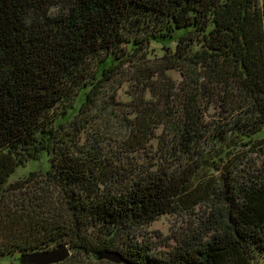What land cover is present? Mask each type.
<instances>
[{
	"label": "trees",
	"instance_id": "trees-1",
	"mask_svg": "<svg viewBox=\"0 0 264 264\" xmlns=\"http://www.w3.org/2000/svg\"><path fill=\"white\" fill-rule=\"evenodd\" d=\"M180 212L169 250L135 239ZM63 243L264 259V0H0V258Z\"/></svg>",
	"mask_w": 264,
	"mask_h": 264
},
{
	"label": "rangeland",
	"instance_id": "rangeland-1",
	"mask_svg": "<svg viewBox=\"0 0 264 264\" xmlns=\"http://www.w3.org/2000/svg\"><path fill=\"white\" fill-rule=\"evenodd\" d=\"M175 78H179L177 73H174ZM124 91H127V86L123 87V90L120 91L118 97L120 99H126L127 96L124 94ZM29 167V166H28ZM28 167H20L17 172L12 175L13 178L18 176L26 175L28 171ZM205 207H197L194 212L196 216L201 217L204 216ZM193 217V216H192ZM187 214L177 213V214H165L160 216L157 220L152 222L151 224L145 227H139L134 231V237L138 241H142L145 243H151L153 249L156 251H167L170 249L169 245L174 244L173 236L178 235L183 232V230L188 225ZM194 218V217H193ZM195 220V219H194ZM193 220V221H194ZM198 219H196V222ZM73 255V251L70 249V255L64 259L63 261L52 263V264H108L103 262L101 259H89L84 258L80 255V257L75 255L72 259H69ZM81 261V263L75 261ZM0 264H22L18 260L13 259L12 257H2L0 258ZM119 264V263H115ZM258 264H264V259L261 260Z\"/></svg>",
	"mask_w": 264,
	"mask_h": 264
},
{
	"label": "water",
	"instance_id": "water-1",
	"mask_svg": "<svg viewBox=\"0 0 264 264\" xmlns=\"http://www.w3.org/2000/svg\"><path fill=\"white\" fill-rule=\"evenodd\" d=\"M69 255L70 249L66 244L63 243L48 250L25 254L20 258V262L23 264H52L63 261ZM98 257L100 259H108L115 263L132 264L123 258L118 252L105 251L98 253Z\"/></svg>",
	"mask_w": 264,
	"mask_h": 264
}]
</instances>
